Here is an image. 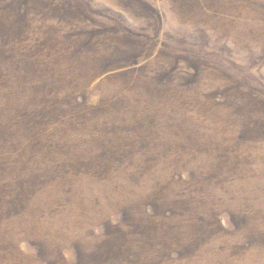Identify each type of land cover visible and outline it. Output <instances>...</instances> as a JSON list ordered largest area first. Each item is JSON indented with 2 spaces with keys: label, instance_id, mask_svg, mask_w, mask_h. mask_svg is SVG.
<instances>
[{
  "label": "rangeland",
  "instance_id": "374dc122",
  "mask_svg": "<svg viewBox=\"0 0 264 264\" xmlns=\"http://www.w3.org/2000/svg\"><path fill=\"white\" fill-rule=\"evenodd\" d=\"M0 264H264V0H0Z\"/></svg>",
  "mask_w": 264,
  "mask_h": 264
}]
</instances>
